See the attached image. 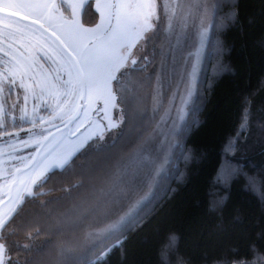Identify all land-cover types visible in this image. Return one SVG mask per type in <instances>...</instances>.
Here are the masks:
<instances>
[{
  "label": "snow or ice",
  "instance_id": "obj_1",
  "mask_svg": "<svg viewBox=\"0 0 264 264\" xmlns=\"http://www.w3.org/2000/svg\"><path fill=\"white\" fill-rule=\"evenodd\" d=\"M224 8L229 24L243 27L241 0H0V140L49 121L90 123L92 117L107 132L104 141L113 133L119 140L147 132L146 148L160 161L150 199L170 187L178 152L187 165L207 155L187 148L186 137L198 125L206 49L222 26L217 19ZM259 20L264 26V10ZM217 48L219 55H231L219 41ZM258 111L245 100L218 153L214 186L223 195L209 211L218 214L221 228L233 186L264 185V160L253 158L258 149L264 156V107ZM232 264L255 261L246 254Z\"/></svg>",
  "mask_w": 264,
  "mask_h": 264
},
{
  "label": "trees",
  "instance_id": "obj_2",
  "mask_svg": "<svg viewBox=\"0 0 264 264\" xmlns=\"http://www.w3.org/2000/svg\"><path fill=\"white\" fill-rule=\"evenodd\" d=\"M262 10V0H241L243 27L229 24L227 8L219 13L222 26L206 49L198 125L186 137L187 148L198 156L207 153L202 161L187 165L178 152L170 187L157 190L121 227L81 253L86 235L117 220L142 195H135L141 181L150 180L137 178L140 171L119 177L120 165L147 132L90 142L67 166L50 172L1 226L5 264H232L246 254L264 264V238L257 239L264 233V185L259 180L250 190L233 186L223 208V228L218 214L209 211L210 202L223 195L214 186L221 144L240 121L246 99L257 116L264 107ZM217 41L231 48L230 56L218 54ZM221 64L230 67L225 71ZM253 158L264 160L259 149ZM237 218L241 222L233 223ZM171 235L177 239L170 241ZM121 240L126 243L113 250ZM253 244L256 249L250 251Z\"/></svg>",
  "mask_w": 264,
  "mask_h": 264
},
{
  "label": "rangeland",
  "instance_id": "obj_3",
  "mask_svg": "<svg viewBox=\"0 0 264 264\" xmlns=\"http://www.w3.org/2000/svg\"><path fill=\"white\" fill-rule=\"evenodd\" d=\"M161 10L163 14V3ZM19 134L18 138L0 140V145L7 143L3 147L0 146V228L22 199L30 196L34 188L41 184L50 172L63 169L90 142L103 141L100 137L107 135V132L99 127L96 117H92L90 123L88 118L75 121L70 119L49 121L47 124L37 125L35 130L27 134L23 132ZM115 135L113 133L111 138L114 139ZM144 135L139 146L123 162L124 165H120L123 171L119 175V177L124 174L129 176L140 171L142 175L137 178L150 179L149 182L143 180L139 184L135 195L139 196L141 193L142 195L110 225L89 232L81 243L82 248L79 252L84 253L121 227L148 199L160 161L147 150L149 135L148 133ZM145 172L147 177L144 176ZM5 261L4 248L0 244V264H5Z\"/></svg>",
  "mask_w": 264,
  "mask_h": 264
},
{
  "label": "crops",
  "instance_id": "obj_4",
  "mask_svg": "<svg viewBox=\"0 0 264 264\" xmlns=\"http://www.w3.org/2000/svg\"><path fill=\"white\" fill-rule=\"evenodd\" d=\"M23 133H24V132H23ZM24 134H27V132H26V133H24ZM5 144H7V143H4L3 145H0V146H2V147H3Z\"/></svg>",
  "mask_w": 264,
  "mask_h": 264
}]
</instances>
